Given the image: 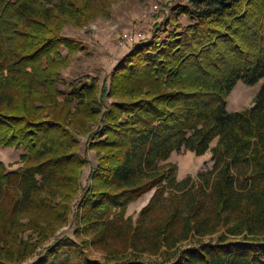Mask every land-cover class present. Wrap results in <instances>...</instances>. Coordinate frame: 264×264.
Returning a JSON list of instances; mask_svg holds the SVG:
<instances>
[{"label": "trees", "instance_id": "16d2710c", "mask_svg": "<svg viewBox=\"0 0 264 264\" xmlns=\"http://www.w3.org/2000/svg\"><path fill=\"white\" fill-rule=\"evenodd\" d=\"M105 9L104 0H0V146L26 150L16 168L0 160V264L31 256L66 219L86 161L77 131L99 116L82 224L95 246L122 256L94 258L64 236L31 264H166L169 249L196 236L210 240L169 264H264V84L250 107L227 109L238 80L264 76V0L179 2L134 42L109 86L87 74L65 91L61 71L84 45L63 28ZM182 146L210 149L212 168L179 180L168 158ZM152 189L134 223L128 206Z\"/></svg>", "mask_w": 264, "mask_h": 264}, {"label": "rangeland", "instance_id": "374dc122", "mask_svg": "<svg viewBox=\"0 0 264 264\" xmlns=\"http://www.w3.org/2000/svg\"><path fill=\"white\" fill-rule=\"evenodd\" d=\"M104 1L106 9L97 11L95 16L87 23L83 25L66 24L63 28V34L81 39L84 45V49L75 52L71 57L69 65L61 71L63 80L59 82V87L65 91H69L73 87L80 85L87 74L100 75L101 83L106 81L109 86L112 70L130 51L135 44L134 42L138 41L137 39L125 42L122 34L132 32L139 27H144L142 30L143 36L139 39H148L156 21H161L165 16L170 14L172 8L177 3L189 0ZM155 2L161 4V10L146 22L143 13ZM181 21L186 24L189 22V19L186 15H183L181 16ZM63 51L64 53L67 52L65 48ZM263 84L264 76L254 84H247L241 79L238 80L228 94L227 109L234 111L250 107L254 103L255 97ZM107 100V103H110L114 98L109 97ZM102 126V116H99L85 130L77 131L80 138L79 152L86 161L80 171L77 190L73 197L68 200L66 219L61 222L54 234L37 247L35 253L28 258L14 262V264L33 263L41 257L42 252L45 251V247L64 236H69L80 245H84V250L94 258L117 260L122 256L121 254H109L104 249L95 246L92 243L90 234L85 231L82 224L84 194L91 187V172L98 163L97 151L91 147V142L94 131L102 128ZM216 142L217 138L211 142V146H214ZM25 151L24 148L17 149L11 146H0V160H3L10 169L16 168L21 164V154ZM168 160L177 164L176 176L179 180L187 176H190L193 180L199 179L200 171H208L213 166L210 149L203 154H197L190 148L182 146L180 149L174 150ZM153 192L154 189L147 191L128 206L126 216H132L134 223L138 221L142 208L148 203ZM208 240H210L209 236H196L183 241L177 249L168 250L166 256L169 262L166 264L174 261L178 249L192 247L198 245L201 241ZM84 241H87V243ZM132 251L134 249L131 247L123 256L130 255ZM141 256L142 259L147 261H162L163 259L162 255L151 254L150 252H144Z\"/></svg>", "mask_w": 264, "mask_h": 264}, {"label": "built area", "instance_id": "2783aa9c", "mask_svg": "<svg viewBox=\"0 0 264 264\" xmlns=\"http://www.w3.org/2000/svg\"><path fill=\"white\" fill-rule=\"evenodd\" d=\"M161 10V4L159 2H155L153 3L149 8H147L144 13L143 16L145 18V21L148 22V20L155 14H157L159 11ZM144 29V27H139L137 29H135L132 32H125L122 34V38L125 42H129V41H135V40H139V38L141 36H143V32L142 30Z\"/></svg>", "mask_w": 264, "mask_h": 264}]
</instances>
